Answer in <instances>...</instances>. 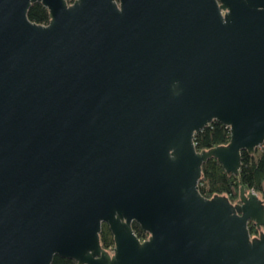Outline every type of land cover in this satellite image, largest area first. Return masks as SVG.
<instances>
[{
  "label": "water",
  "instance_id": "obj_1",
  "mask_svg": "<svg viewBox=\"0 0 264 264\" xmlns=\"http://www.w3.org/2000/svg\"><path fill=\"white\" fill-rule=\"evenodd\" d=\"M263 143L264 0H0V264H264V200L198 190Z\"/></svg>",
  "mask_w": 264,
  "mask_h": 264
},
{
  "label": "trees",
  "instance_id": "obj_2",
  "mask_svg": "<svg viewBox=\"0 0 264 264\" xmlns=\"http://www.w3.org/2000/svg\"><path fill=\"white\" fill-rule=\"evenodd\" d=\"M73 0H67L71 3ZM28 19L37 24H46L49 14L46 7L41 3H33L27 12ZM230 139L228 126L213 121L194 134L196 150L209 149L214 146L226 145ZM243 185L246 190H253L264 200V143L253 154L246 150L241 151V165L238 174H228L222 165L215 159L209 158L202 164L201 176L198 181V190L205 197H212L214 193L225 195L233 203L238 200L239 188ZM132 229L136 236L143 240L147 235L140 226L133 222ZM251 234L257 235V228L253 222L248 223ZM101 246L111 251L114 246L113 236L103 223L100 232ZM51 264H78L75 260L55 255Z\"/></svg>",
  "mask_w": 264,
  "mask_h": 264
},
{
  "label": "flooded vegetation",
  "instance_id": "obj_3",
  "mask_svg": "<svg viewBox=\"0 0 264 264\" xmlns=\"http://www.w3.org/2000/svg\"><path fill=\"white\" fill-rule=\"evenodd\" d=\"M261 230H264V227L257 229V232L259 233ZM258 235V234H257ZM257 235H253V236H257Z\"/></svg>",
  "mask_w": 264,
  "mask_h": 264
},
{
  "label": "rangeland",
  "instance_id": "obj_4",
  "mask_svg": "<svg viewBox=\"0 0 264 264\" xmlns=\"http://www.w3.org/2000/svg\"><path fill=\"white\" fill-rule=\"evenodd\" d=\"M260 196V195H259ZM261 197V196H260ZM237 201V200H236Z\"/></svg>",
  "mask_w": 264,
  "mask_h": 264
}]
</instances>
